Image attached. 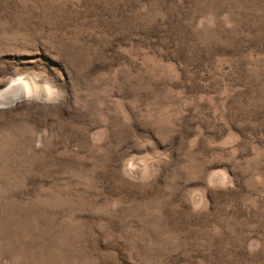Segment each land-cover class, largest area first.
<instances>
[{
    "label": "rangeland",
    "instance_id": "374dc122",
    "mask_svg": "<svg viewBox=\"0 0 264 264\" xmlns=\"http://www.w3.org/2000/svg\"><path fill=\"white\" fill-rule=\"evenodd\" d=\"M0 264H264V0H0Z\"/></svg>",
    "mask_w": 264,
    "mask_h": 264
},
{
    "label": "bare ground",
    "instance_id": "6f19581e",
    "mask_svg": "<svg viewBox=\"0 0 264 264\" xmlns=\"http://www.w3.org/2000/svg\"><path fill=\"white\" fill-rule=\"evenodd\" d=\"M38 94L39 88L36 84L17 78L9 83L5 89L0 90V107H6L21 98L36 97Z\"/></svg>",
    "mask_w": 264,
    "mask_h": 264
}]
</instances>
